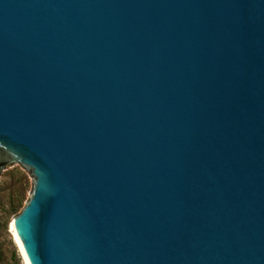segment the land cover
<instances>
[{"label":"water","instance_id":"1","mask_svg":"<svg viewBox=\"0 0 264 264\" xmlns=\"http://www.w3.org/2000/svg\"><path fill=\"white\" fill-rule=\"evenodd\" d=\"M26 264H264V0H0V173Z\"/></svg>","mask_w":264,"mask_h":264},{"label":"rangeland","instance_id":"2","mask_svg":"<svg viewBox=\"0 0 264 264\" xmlns=\"http://www.w3.org/2000/svg\"><path fill=\"white\" fill-rule=\"evenodd\" d=\"M30 187V178L20 164L0 173V264H25L9 225L28 201Z\"/></svg>","mask_w":264,"mask_h":264},{"label":"bare ground","instance_id":"3","mask_svg":"<svg viewBox=\"0 0 264 264\" xmlns=\"http://www.w3.org/2000/svg\"><path fill=\"white\" fill-rule=\"evenodd\" d=\"M9 227H10V225H9ZM19 248V247H18ZM19 251H20V249H19ZM21 253V252H20ZM22 255V254H21ZM23 257V256H22ZM24 260V259H23ZM25 262V261H24ZM26 264V263H25Z\"/></svg>","mask_w":264,"mask_h":264},{"label":"trees","instance_id":"4","mask_svg":"<svg viewBox=\"0 0 264 264\" xmlns=\"http://www.w3.org/2000/svg\"><path fill=\"white\" fill-rule=\"evenodd\" d=\"M22 202V200H19V203H21Z\"/></svg>","mask_w":264,"mask_h":264}]
</instances>
